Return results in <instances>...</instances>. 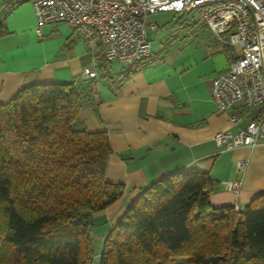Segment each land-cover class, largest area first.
Instances as JSON below:
<instances>
[{
  "label": "trees",
  "instance_id": "16d2710c",
  "mask_svg": "<svg viewBox=\"0 0 264 264\" xmlns=\"http://www.w3.org/2000/svg\"><path fill=\"white\" fill-rule=\"evenodd\" d=\"M82 106L72 83L31 84L0 104V264H90L91 214L124 186L106 180L108 135L80 123ZM213 188L197 170L152 183L107 234L100 264H264V194L235 211L211 207Z\"/></svg>",
  "mask_w": 264,
  "mask_h": 264
},
{
  "label": "crops",
  "instance_id": "0c3cea01",
  "mask_svg": "<svg viewBox=\"0 0 264 264\" xmlns=\"http://www.w3.org/2000/svg\"><path fill=\"white\" fill-rule=\"evenodd\" d=\"M33 0H0V104L35 83H72L81 94L80 123L89 131H106L112 152L105 178L122 184L115 202L91 214L93 255L100 264L105 238L129 204L155 181L177 172H206L214 181L212 208H243L264 194V137L231 149L218 147L217 131L233 133L249 120L230 116L234 105L219 111L211 98L212 79L224 71L237 48L221 47L198 21L189 36L165 38L142 68L108 61L100 46H90L78 29L65 22L45 24L35 33ZM192 25V26H191ZM85 67L96 76L83 73ZM255 110L252 111L254 113ZM236 180L233 192L227 182Z\"/></svg>",
  "mask_w": 264,
  "mask_h": 264
},
{
  "label": "built area",
  "instance_id": "2783aa9c",
  "mask_svg": "<svg viewBox=\"0 0 264 264\" xmlns=\"http://www.w3.org/2000/svg\"><path fill=\"white\" fill-rule=\"evenodd\" d=\"M32 6L37 35L45 24L68 23L90 46H100L106 60L132 69L151 55L146 30L149 26L157 31L158 26L147 24L148 15L196 12L219 46L237 48L227 68L212 79L216 109L227 111L240 105L242 111L230 116L232 123L249 117L238 132L217 131L213 140L218 147L231 149L253 145L264 137V0H33ZM83 73L96 76L88 67ZM227 187L237 192L239 182L228 181Z\"/></svg>",
  "mask_w": 264,
  "mask_h": 264
},
{
  "label": "rangeland",
  "instance_id": "374dc122",
  "mask_svg": "<svg viewBox=\"0 0 264 264\" xmlns=\"http://www.w3.org/2000/svg\"><path fill=\"white\" fill-rule=\"evenodd\" d=\"M196 12H190L186 14H175L172 12H159L150 14L147 17V24H157V31H153L150 27H147V36L153 45L154 51L157 53L165 42V38L170 36H189L191 29H187L185 26L192 24L193 27L197 25ZM185 25V26H184ZM191 25V26H192ZM192 31V30H191Z\"/></svg>",
  "mask_w": 264,
  "mask_h": 264
}]
</instances>
